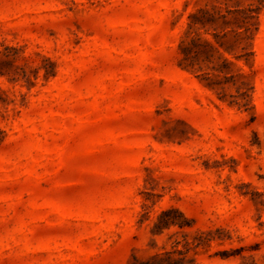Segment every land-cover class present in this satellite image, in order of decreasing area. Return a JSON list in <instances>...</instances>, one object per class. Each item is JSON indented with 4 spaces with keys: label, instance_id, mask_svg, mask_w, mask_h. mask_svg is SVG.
Returning a JSON list of instances; mask_svg holds the SVG:
<instances>
[{
    "label": "rangeland",
    "instance_id": "obj_1",
    "mask_svg": "<svg viewBox=\"0 0 264 264\" xmlns=\"http://www.w3.org/2000/svg\"><path fill=\"white\" fill-rule=\"evenodd\" d=\"M236 3L0 0L32 82L0 76V264H264V2L252 108L178 64L189 14Z\"/></svg>",
    "mask_w": 264,
    "mask_h": 264
},
{
    "label": "trees",
    "instance_id": "obj_2",
    "mask_svg": "<svg viewBox=\"0 0 264 264\" xmlns=\"http://www.w3.org/2000/svg\"><path fill=\"white\" fill-rule=\"evenodd\" d=\"M263 2L198 8L189 14L186 30L178 45L179 66L193 73L220 101L242 110L252 108L254 86L251 74L243 69L240 62L250 65L254 58L253 41L259 29ZM1 45L0 76H7L10 81L21 77L32 83L25 71L20 74L15 69L16 56L11 54V50L16 49L4 43ZM228 88H233L234 93L228 94ZM173 213L179 214L183 220L170 216ZM188 223L180 211L169 208L161 212L157 226L163 229L173 225L183 227ZM163 258L170 261V252H166Z\"/></svg>",
    "mask_w": 264,
    "mask_h": 264
}]
</instances>
